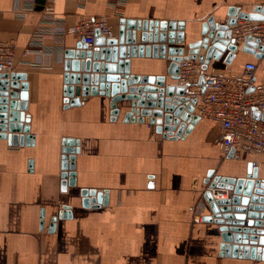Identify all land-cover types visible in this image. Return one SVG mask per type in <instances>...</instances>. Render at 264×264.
<instances>
[{
    "label": "crops",
    "instance_id": "1",
    "mask_svg": "<svg viewBox=\"0 0 264 264\" xmlns=\"http://www.w3.org/2000/svg\"><path fill=\"white\" fill-rule=\"evenodd\" d=\"M50 4L0 0V41L14 45L11 74L24 75L19 82L28 85L32 138L29 146L0 139V264H264L224 255L219 225L195 222L190 211L201 208L202 219L212 216L204 199L211 170L243 178L247 164L259 162L261 179L264 156L226 157L218 143L221 129L212 120L201 119L189 135L172 139L155 125L125 122L131 101L117 104L114 121L106 96L66 109L65 51L76 50L82 39L66 32L30 46L39 30H69L90 17L107 19L113 38L123 20L184 22L185 41L166 45L184 48L188 56L209 18L223 23L230 8L252 12L264 0H54V19L46 24L42 11ZM227 54L211 60L208 69L240 73L253 62L257 81L264 83V58L239 52L227 65ZM129 60L130 74L165 76L167 85L177 84L167 76L169 57ZM70 139L78 149L76 185L62 191L63 142ZM82 190L106 193L107 204L84 207ZM64 208L70 217H59Z\"/></svg>",
    "mask_w": 264,
    "mask_h": 264
},
{
    "label": "water",
    "instance_id": "2",
    "mask_svg": "<svg viewBox=\"0 0 264 264\" xmlns=\"http://www.w3.org/2000/svg\"><path fill=\"white\" fill-rule=\"evenodd\" d=\"M238 18L263 20L264 6H257L252 12L230 8L223 23L209 18L202 24L201 38L189 44L188 56H184V48H168L166 45L185 41L184 22L123 20L118 38H104L96 32L94 49L91 50L90 45L82 40L76 50L65 51V108L79 107L90 96H106L111 98L114 121L120 113L117 104L131 101L125 122H146L155 125L156 131L164 133L166 138H184L200 118L194 114L196 101L187 96L191 85L177 83L180 62L198 60L207 69L211 60H219L225 52H228L227 65L239 52L264 58L259 41L247 38L241 43L233 37ZM138 56L169 57L171 64L167 76L177 84L167 85L165 76L130 74L129 59ZM91 71L94 74H90ZM24 79V75L0 76V139H6L13 146H29L32 142L28 125L30 116L25 113L28 85L19 82ZM199 84H204L203 77ZM255 116L264 121V114L256 113ZM63 144L62 191H66L67 186L76 185L75 155L78 149L74 148L76 142L72 139L64 140ZM228 158H233V151ZM259 177V169L252 162L247 164L246 177L243 178L219 176L215 170L207 175L204 199L212 216H205L202 220L219 225L223 241L221 250L226 256L264 260V178ZM215 189L233 194L226 200H214L212 191ZM82 196L86 208L108 202L106 193L95 190H82ZM64 210L59 217H70V211ZM56 220L54 218L53 223Z\"/></svg>",
    "mask_w": 264,
    "mask_h": 264
},
{
    "label": "built area",
    "instance_id": "3",
    "mask_svg": "<svg viewBox=\"0 0 264 264\" xmlns=\"http://www.w3.org/2000/svg\"><path fill=\"white\" fill-rule=\"evenodd\" d=\"M42 11L43 23L54 19L53 2ZM30 41V46H39L44 36L55 37L66 32L76 35L87 45H93L96 32L105 38H113L114 31L107 19L90 17L76 26L65 30L56 27L38 31ZM233 37L243 43L247 38L259 41L264 54V19L248 20L238 18L233 29ZM15 47L11 42L0 41V76L15 70ZM180 85H191L188 98L196 101L195 115L200 120H212L221 129L219 146L227 157L233 151V158L245 159L249 156H264V121L255 114H264V83L256 79L258 65L247 63L242 72L237 73L226 67L223 70L205 69L198 60L185 59L179 64ZM204 84L200 85V79ZM204 88V91H203ZM260 167L259 162H252ZM227 190H213L214 200H224ZM207 205V203H206ZM194 221L202 220L201 208H190Z\"/></svg>",
    "mask_w": 264,
    "mask_h": 264
},
{
    "label": "bare ground",
    "instance_id": "4",
    "mask_svg": "<svg viewBox=\"0 0 264 264\" xmlns=\"http://www.w3.org/2000/svg\"><path fill=\"white\" fill-rule=\"evenodd\" d=\"M258 168V167H257ZM259 169V168H258Z\"/></svg>",
    "mask_w": 264,
    "mask_h": 264
}]
</instances>
